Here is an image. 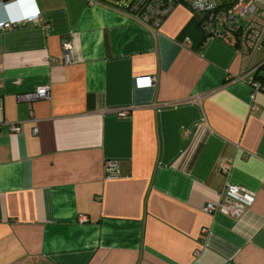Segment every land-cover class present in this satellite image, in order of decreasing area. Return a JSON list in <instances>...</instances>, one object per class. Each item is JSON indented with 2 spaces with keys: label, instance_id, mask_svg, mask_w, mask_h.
Returning <instances> with one entry per match:
<instances>
[{
  "label": "crops",
  "instance_id": "1",
  "mask_svg": "<svg viewBox=\"0 0 264 264\" xmlns=\"http://www.w3.org/2000/svg\"><path fill=\"white\" fill-rule=\"evenodd\" d=\"M132 1H0V264H264V37ZM226 185L253 194L240 218L204 211Z\"/></svg>",
  "mask_w": 264,
  "mask_h": 264
},
{
  "label": "built area",
  "instance_id": "2",
  "mask_svg": "<svg viewBox=\"0 0 264 264\" xmlns=\"http://www.w3.org/2000/svg\"><path fill=\"white\" fill-rule=\"evenodd\" d=\"M182 4L201 17L202 29L206 35L223 40L232 45H241L247 54L260 49L264 37V0H133L128 6L129 13L146 24L157 27L175 5ZM38 14L33 13L24 19L11 24L23 22L36 23ZM10 23L0 22V30L9 28ZM63 63H69V45H62ZM139 84L151 82V78L142 77ZM254 89L264 93V76L260 83L254 84ZM48 87L42 86L36 92L23 96L24 100L47 99ZM12 132L19 129L9 125ZM107 177H114L115 163L106 161ZM226 172V167L223 169ZM254 202L253 194L246 189L226 185L221 202L214 206L207 204L204 211L211 213L219 211L233 218H240Z\"/></svg>",
  "mask_w": 264,
  "mask_h": 264
},
{
  "label": "water",
  "instance_id": "3",
  "mask_svg": "<svg viewBox=\"0 0 264 264\" xmlns=\"http://www.w3.org/2000/svg\"><path fill=\"white\" fill-rule=\"evenodd\" d=\"M5 1H9V0H5ZM149 78H151V77H149Z\"/></svg>",
  "mask_w": 264,
  "mask_h": 264
},
{
  "label": "rangeland",
  "instance_id": "4",
  "mask_svg": "<svg viewBox=\"0 0 264 264\" xmlns=\"http://www.w3.org/2000/svg\"><path fill=\"white\" fill-rule=\"evenodd\" d=\"M127 2H128V0H127Z\"/></svg>",
  "mask_w": 264,
  "mask_h": 264
},
{
  "label": "trees",
  "instance_id": "5",
  "mask_svg": "<svg viewBox=\"0 0 264 264\" xmlns=\"http://www.w3.org/2000/svg\"><path fill=\"white\" fill-rule=\"evenodd\" d=\"M0 1H2V0H0Z\"/></svg>",
  "mask_w": 264,
  "mask_h": 264
}]
</instances>
